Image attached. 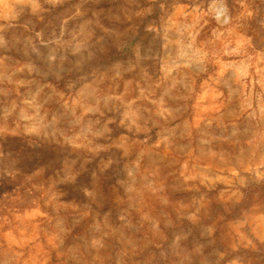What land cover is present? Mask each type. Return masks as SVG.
<instances>
[{"label": "rangeland", "instance_id": "obj_1", "mask_svg": "<svg viewBox=\"0 0 264 264\" xmlns=\"http://www.w3.org/2000/svg\"><path fill=\"white\" fill-rule=\"evenodd\" d=\"M0 264H264V0H0Z\"/></svg>", "mask_w": 264, "mask_h": 264}, {"label": "trees", "instance_id": "obj_2", "mask_svg": "<svg viewBox=\"0 0 264 264\" xmlns=\"http://www.w3.org/2000/svg\"><path fill=\"white\" fill-rule=\"evenodd\" d=\"M62 81H63V79L62 78H60L58 81H57V84H59V86L61 85V83H62Z\"/></svg>", "mask_w": 264, "mask_h": 264}]
</instances>
